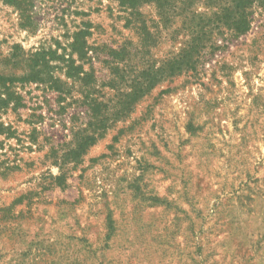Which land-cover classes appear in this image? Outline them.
Here are the masks:
<instances>
[{
  "label": "rangeland",
  "instance_id": "1",
  "mask_svg": "<svg viewBox=\"0 0 264 264\" xmlns=\"http://www.w3.org/2000/svg\"><path fill=\"white\" fill-rule=\"evenodd\" d=\"M15 1L0 264H264V1Z\"/></svg>",
  "mask_w": 264,
  "mask_h": 264
},
{
  "label": "trees",
  "instance_id": "2",
  "mask_svg": "<svg viewBox=\"0 0 264 264\" xmlns=\"http://www.w3.org/2000/svg\"><path fill=\"white\" fill-rule=\"evenodd\" d=\"M7 2L15 3V0H3ZM126 5H135L144 0H120ZM173 0H163L162 6L170 7ZM261 0H230V8L224 10L225 18L227 19V27L235 34H242L250 29L252 22L250 9L255 6ZM264 1V0H262ZM259 4V3H258ZM260 3V6H263ZM161 6V7H162ZM164 9V8H163ZM167 13V11H164Z\"/></svg>",
  "mask_w": 264,
  "mask_h": 264
}]
</instances>
